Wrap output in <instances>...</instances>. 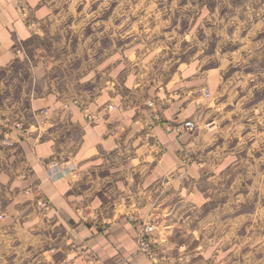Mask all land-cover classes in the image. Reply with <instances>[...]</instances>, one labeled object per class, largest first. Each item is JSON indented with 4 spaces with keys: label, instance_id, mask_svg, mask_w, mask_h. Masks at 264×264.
<instances>
[{
    "label": "crops",
    "instance_id": "0c3cea01",
    "mask_svg": "<svg viewBox=\"0 0 264 264\" xmlns=\"http://www.w3.org/2000/svg\"><path fill=\"white\" fill-rule=\"evenodd\" d=\"M27 2L37 29L0 0V264H152L128 215L157 221L160 264H264L263 157L228 103L188 102L202 80L190 64L145 78L123 56L45 54L51 16ZM188 117L196 131H167Z\"/></svg>",
    "mask_w": 264,
    "mask_h": 264
},
{
    "label": "rangeland",
    "instance_id": "374dc122",
    "mask_svg": "<svg viewBox=\"0 0 264 264\" xmlns=\"http://www.w3.org/2000/svg\"><path fill=\"white\" fill-rule=\"evenodd\" d=\"M17 3L24 20L39 28L27 0ZM42 6L51 16L43 25L50 36L39 39L36 48L45 49V54L78 59L76 65L86 59L123 56L136 64V72L144 71L145 78L165 77L167 72L170 77L179 67L190 64L192 69L193 65L201 84L183 96L196 108L212 99L220 109L226 101L230 115L240 125L241 140L252 144L249 153L263 157L258 169L264 173V0H42ZM17 48H22L21 44L14 47V53ZM209 68L215 69L211 75ZM212 74L222 80V86H217V80L211 86ZM203 89L209 91L208 98ZM176 98L180 96L169 95L164 103L170 105ZM109 108L114 106L110 104ZM187 121L197 128L186 129ZM198 128L191 117L182 123L170 121L166 127L168 132L178 133ZM183 157L186 165L189 154ZM26 193L36 195L41 209L50 208L37 189ZM127 219L136 228L137 251L145 255L138 240L150 237L151 247L160 258L157 264L164 262L166 249L152 234L155 218L128 215Z\"/></svg>",
    "mask_w": 264,
    "mask_h": 264
},
{
    "label": "built area",
    "instance_id": "2783aa9c",
    "mask_svg": "<svg viewBox=\"0 0 264 264\" xmlns=\"http://www.w3.org/2000/svg\"><path fill=\"white\" fill-rule=\"evenodd\" d=\"M23 52L22 48H17L15 50V54H21ZM203 94L205 98H208L210 96V93L207 89H203ZM90 118V117H89ZM184 126L186 129H188L189 131H192L194 129L197 128V126L191 122V121H187L184 123ZM11 145V143H10ZM49 167H55V163L51 162L49 163ZM44 204V203H43ZM150 237H140L138 240V245L140 247V249L142 250V252L153 262V263H159L160 262V258L156 255L155 251L152 249L151 247V242L149 241Z\"/></svg>",
    "mask_w": 264,
    "mask_h": 264
}]
</instances>
